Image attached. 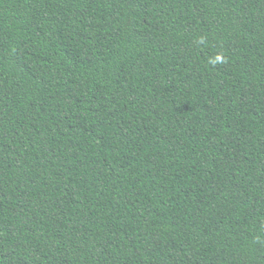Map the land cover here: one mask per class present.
<instances>
[{
	"label": "trees",
	"instance_id": "16d2710c",
	"mask_svg": "<svg viewBox=\"0 0 264 264\" xmlns=\"http://www.w3.org/2000/svg\"><path fill=\"white\" fill-rule=\"evenodd\" d=\"M0 264H264V0H0Z\"/></svg>",
	"mask_w": 264,
	"mask_h": 264
}]
</instances>
